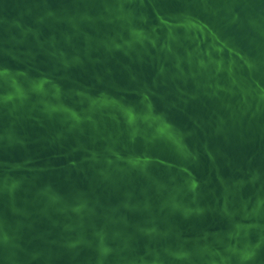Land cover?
Segmentation results:
<instances>
[{
  "label": "water",
  "instance_id": "water-1",
  "mask_svg": "<svg viewBox=\"0 0 264 264\" xmlns=\"http://www.w3.org/2000/svg\"><path fill=\"white\" fill-rule=\"evenodd\" d=\"M0 264H264V0H0Z\"/></svg>",
  "mask_w": 264,
  "mask_h": 264
}]
</instances>
